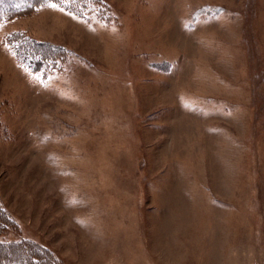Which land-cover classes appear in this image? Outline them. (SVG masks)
<instances>
[{"label":"rangeland","instance_id":"374dc122","mask_svg":"<svg viewBox=\"0 0 264 264\" xmlns=\"http://www.w3.org/2000/svg\"><path fill=\"white\" fill-rule=\"evenodd\" d=\"M19 239L45 264H264V0L0 14V245Z\"/></svg>","mask_w":264,"mask_h":264},{"label":"trees","instance_id":"16d2710c","mask_svg":"<svg viewBox=\"0 0 264 264\" xmlns=\"http://www.w3.org/2000/svg\"><path fill=\"white\" fill-rule=\"evenodd\" d=\"M33 1L34 0H0V14L23 11L29 8ZM32 42L39 45V42L36 40H32ZM31 48L32 46L28 44H20V47H18L16 43L13 45V50L17 56H23L21 60L34 71H38L41 67L40 64L43 63L44 65L47 59L32 55L30 51ZM52 49L58 50V48ZM16 241L19 242L0 245V264H45L46 260L42 261L37 257L36 250H38V248H36V246L29 248L26 243L23 242L24 240L22 241L19 239Z\"/></svg>","mask_w":264,"mask_h":264},{"label":"snow or ice","instance_id":"6c2138e0","mask_svg":"<svg viewBox=\"0 0 264 264\" xmlns=\"http://www.w3.org/2000/svg\"><path fill=\"white\" fill-rule=\"evenodd\" d=\"M52 6H53V7H55V5H54V4H53Z\"/></svg>","mask_w":264,"mask_h":264}]
</instances>
